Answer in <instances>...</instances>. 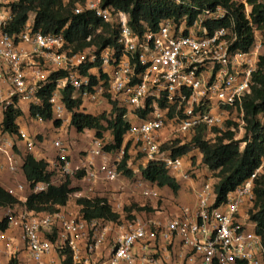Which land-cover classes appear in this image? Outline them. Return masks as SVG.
Wrapping results in <instances>:
<instances>
[{
	"label": "built area",
	"instance_id": "2783aa9c",
	"mask_svg": "<svg viewBox=\"0 0 264 264\" xmlns=\"http://www.w3.org/2000/svg\"><path fill=\"white\" fill-rule=\"evenodd\" d=\"M17 1L0 0L2 114L11 107L20 108L22 102L41 105L38 91L51 74L59 72L65 76L57 81L50 99L54 120L69 121L62 99L67 86L73 89L74 100H82L85 110L86 105L98 106L109 97L127 111L124 118L129 128L122 148L107 153L102 140L96 139L100 143L87 150L82 166H71L69 144L61 139L53 141L57 154L53 171L60 180L84 171V182L89 188L97 181L112 187L122 179L119 167L132 152L142 156L135 164L129 162L137 173L134 187L145 199L159 200V188L139 175L141 167L150 162L163 163L169 175L180 181L199 174V168L192 163V156H196V162L199 159L198 148L193 147L191 154L183 157H173L170 151L162 149L174 139L172 135L186 144L200 127L208 132L229 129L236 133L238 129L244 133L243 101L251 92L264 44L256 37L248 52H235L231 47L237 37L231 29L222 27L208 33L206 21L223 19L225 9L203 10L192 26H188L186 19L179 24L164 20L157 32L140 37L131 28L128 14L104 7L102 0H86L77 5V14L91 11L106 23H116L119 29V49L108 47L97 53L94 47L74 52L62 33L34 32L31 23L16 37L4 32L3 28L13 18L12 5ZM88 65L93 67L84 74ZM92 75L97 77L96 83L92 82ZM149 102L152 112L140 119L138 111L147 109ZM35 120L44 122L41 117ZM261 122L264 125V116ZM167 128L169 132L165 134ZM9 136L12 135L0 131V151L9 162V171L16 174L18 165L15 155L9 152L14 148ZM20 138H27L23 131ZM35 145L34 140L27 139L29 150ZM97 158H100L98 166ZM204 169L208 172L207 166ZM263 170L264 157L251 178L230 192L219 206L214 178L205 174L197 191L196 210L181 207L179 215L165 222L139 217L120 224L87 221L67 208L55 213L18 212L9 208L5 218L9 220L8 227L22 230L26 257L34 264H43L52 255L50 264H64L65 257L60 253L66 248L72 253V264H264V240L257 234V224L250 216L256 201L255 179ZM52 183L58 185L55 180ZM47 188L48 185L41 184L35 191ZM113 206L118 213L120 206ZM159 240L168 252L177 241L182 250L175 255L169 253L168 257H157Z\"/></svg>",
	"mask_w": 264,
	"mask_h": 264
},
{
	"label": "trees",
	"instance_id": "16d2710c",
	"mask_svg": "<svg viewBox=\"0 0 264 264\" xmlns=\"http://www.w3.org/2000/svg\"><path fill=\"white\" fill-rule=\"evenodd\" d=\"M85 1L18 0L12 5L13 18L3 30L16 37L25 29L27 23H31L34 32H41L44 35L62 33L67 46L74 52H82L89 47H94L97 53L108 47L119 49L117 45L119 29L116 23H106L91 11L81 14L75 12L77 5L84 4ZM179 1L102 0V5L128 14L131 28L140 37L148 32H157L164 20H172L179 24L183 19H186L188 26H192L203 10H215L218 7L225 9L226 16L223 19L206 21L204 25L210 34L215 29L222 27L231 29L237 37L231 47L233 51L248 52L256 42V31H261L264 34V0ZM31 14H33L32 20ZM91 67L93 66L85 67L83 73L87 74ZM64 76V72L50 75L37 93V96L42 99V104L29 105L32 118L41 117L45 122L53 120L56 126L60 125V121L53 119V107L50 99L56 90L57 81ZM91 78L92 82L96 83L97 77L92 75ZM72 97L73 89L67 86L62 92V99L71 115V126L81 134L86 131H94L95 137L102 142L105 133L109 132L113 141L111 144L103 145V150L107 153L120 150L129 128V122L124 118L126 109L108 97L104 104L108 105L111 110L108 113L91 114L83 108L82 100H74ZM150 105L151 102L148 103L147 109L138 111L140 119H145L152 112ZM161 105L163 107V104ZM243 110L246 125L242 139H236V133L229 129H214L208 132L205 127H200L193 134L190 142L181 144L178 138H174L162 148L170 151L173 157L186 156L191 154L193 147L198 148V156L202 160V165L208 167L209 177L214 178V190L217 195L216 206L224 203L230 192L251 178L260 167L264 157V125L261 122V118L264 116V55L259 58L257 69L252 78L251 92L243 101ZM21 116H23L21 108L11 107L3 114L0 131L3 134L20 137L17 121ZM228 125L230 126L232 123L229 122ZM234 125L237 126L235 123ZM192 159L193 165L196 166V156H192ZM130 160L133 159L127 155L119 170L123 177L133 179L137 173L129 167ZM22 170L32 190L31 194L26 202L22 203L0 186V208L23 205L27 211L55 213L61 208H67L72 195L80 192V189L72 186L71 178L63 180L59 185H54L52 181L53 176H56L55 171L49 170V164L45 160H37L31 154L26 156ZM84 175V171H79L75 174V178L84 181ZM139 175L158 188H169L175 195L181 189L180 180L170 176L163 163L150 162L147 167L140 168ZM41 184L48 185V188L36 192V187ZM254 193L256 201L250 216L257 224V234L264 240V170L255 179ZM76 205L79 215L87 221L102 220L117 224L125 221L124 215L121 218L120 214L113 210L108 198L79 197L76 199ZM125 210L134 215L133 217L128 216V220L135 219L134 212H148L145 206L141 207L138 204L127 206ZM8 222V218L0 221V234L6 231L9 226ZM60 256L65 257L64 264H72V253L68 248L63 250ZM11 264L18 263L13 260Z\"/></svg>",
	"mask_w": 264,
	"mask_h": 264
},
{
	"label": "crops",
	"instance_id": "0c3cea01",
	"mask_svg": "<svg viewBox=\"0 0 264 264\" xmlns=\"http://www.w3.org/2000/svg\"><path fill=\"white\" fill-rule=\"evenodd\" d=\"M19 107L23 111V116L18 118V125L20 131H23L27 138L22 139L18 136H9V140L14 146L13 150H9L10 153L15 155L18 171L16 174H13L9 171L8 166L9 162L5 155L0 151V186L5 190L10 192L13 190L14 195L20 202L25 203L28 196L31 194L32 190L27 182V179L22 170L24 160L27 155H33L37 160H45L49 164V170L53 171L54 162L56 160V150L53 146V141L61 139L67 144L77 142L79 145H74L70 152L71 166L73 168L77 166H82L85 162L86 156H79L78 152L82 150L87 151L88 148L85 147L87 141L95 137L94 131H86L85 133H78L71 126V115L68 113L69 121L61 122L60 125L56 126L52 121L39 123L34 118L31 117L29 112V104L26 102L20 103ZM89 110V108H88ZM86 110L87 113H90ZM92 114V113H91ZM3 119V114L0 111V121ZM8 136V135H7ZM5 138V137H4ZM27 139L35 141V147L32 150L27 148ZM104 140V139H103ZM89 147H91L90 143ZM98 160H95V164L98 165ZM133 161V160H132ZM197 167L199 168V174L194 179L187 181H180L181 189L177 195H175L169 188H159L160 199L159 200H148L145 199L139 189L134 187L133 179L123 177L119 182L115 183L112 187L107 186L101 181H97L90 188H86L88 191V198L101 197L108 198L112 207L113 205H119L120 209L118 214L121 218L125 213V207L132 203L138 204V206L149 205V208L152 209V213H137L133 214L136 217L151 219L157 222H165V220L173 218L180 213L181 207H188L191 210H196L197 207V191L200 189L204 182L205 174L208 175V172L202 168V160L199 157L197 160ZM188 169V163L185 166ZM56 177V176H55ZM53 176V181L54 178ZM84 182V181H83ZM22 186V190L19 187ZM93 189L92 191L90 189ZM89 189V190H88ZM83 195V192H82ZM78 209V206L75 205ZM14 211H24L26 208L23 205H16L13 207L0 208V221L5 218L8 209ZM67 209L70 211L78 212V210L72 208L70 204L67 206ZM123 222V221H122ZM156 247L158 248L159 254L157 257H168L169 253L172 255L178 254L182 247L180 242H175V244L170 248V252L166 251L163 247V242L158 241ZM154 251V249L152 250ZM53 257H47L43 264H50V260ZM17 259L18 264H34L30 262L25 253V244L23 241V233L19 228L8 227L5 232L0 234V262L2 264H11V259Z\"/></svg>",
	"mask_w": 264,
	"mask_h": 264
},
{
	"label": "rangeland",
	"instance_id": "374dc122",
	"mask_svg": "<svg viewBox=\"0 0 264 264\" xmlns=\"http://www.w3.org/2000/svg\"><path fill=\"white\" fill-rule=\"evenodd\" d=\"M237 1H239V0H237ZM244 2V1H243ZM247 7V6H246ZM247 9H248V7H247ZM32 17H33V14H31V20H32ZM256 37L259 39V40H261V41H263L264 42V34L261 32V31H256ZM86 107H87V110H88V108H89V112L90 113H94V114H99V113H103V112H109L110 110H111V108L108 106V105H106V104H100V105H98V106H93V105H91V106H88V105H86ZM170 130H171V128H170ZM167 132H169V128H167V130L165 131V134H167ZM172 138H177V137H175V136H171ZM244 137V133H241V132H239V131H236V139H242ZM211 139L213 138V137H210ZM88 139H90L89 141H87L88 143H90L91 145V147L93 146H95V145H98L97 143H100V142H96V140H94V138L93 139H91V138H89L88 137ZM112 141H113V138H112V136H111V134L109 133V132H106L105 133V136H104V141L102 142V144L103 145H107V144H111L112 143ZM78 143V141L76 142H73V144H71V143H69V146H70V148L72 149L73 148V146L75 145H79V144H77ZM88 143H86V145H85V147L86 148H88L87 150H89L91 147H89V144ZM86 152L87 151H85V150H82L81 152H78V155L79 156H86ZM131 158L133 159V164H135V163H137V161H139L140 159H141V155H136V154H133L132 152H131ZM97 159H100V158H97ZM97 164H99V160H98V163ZM98 166V165H97ZM123 178V177H122ZM72 179V182H73V184H72V186L73 187H75V188H78V189H80V192H78V193H74L73 195H72V197H71V199H70V206L72 207V208H74V209H76V210H78L77 208H76V199L77 198H79V197H83V196H90V194L88 195L87 194V190H86V188H88V185H87V182H83V181H80V180H78L77 178H75V176L73 177V178H71ZM54 180H55V183L56 184H60L63 180H60L59 178H57V177H55L54 178ZM83 192V195H81L80 196V194ZM132 204H136V203H132ZM132 204H130V205H132ZM130 205H127L128 207L130 206ZM126 206V207H127ZM145 207L147 208V210H148V212H146V214H150V213H152L153 211H152V209L151 208H149V205L148 204H146L145 205ZM126 210H129V209H126ZM125 210V214H124V217H125V221L126 220H128L127 218H128V216H131V217H133L134 215H131V213H129V212H127ZM136 218V217H135ZM141 219H143V220H146V219H144V218H142V216H141ZM130 220H132V219H130Z\"/></svg>",
	"mask_w": 264,
	"mask_h": 264
}]
</instances>
